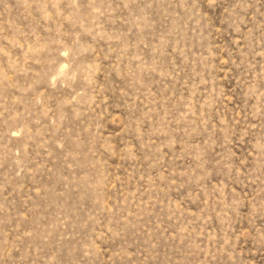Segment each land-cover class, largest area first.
I'll use <instances>...</instances> for the list:
<instances>
[{"label": "rangeland", "instance_id": "rangeland-1", "mask_svg": "<svg viewBox=\"0 0 264 264\" xmlns=\"http://www.w3.org/2000/svg\"><path fill=\"white\" fill-rule=\"evenodd\" d=\"M0 264H264V0H0Z\"/></svg>", "mask_w": 264, "mask_h": 264}]
</instances>
